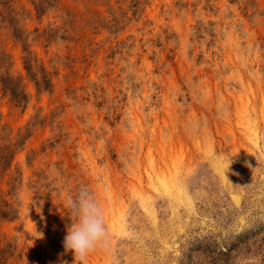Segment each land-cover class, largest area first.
Returning a JSON list of instances; mask_svg holds the SVG:
<instances>
[{"label": "rangeland", "instance_id": "1", "mask_svg": "<svg viewBox=\"0 0 264 264\" xmlns=\"http://www.w3.org/2000/svg\"><path fill=\"white\" fill-rule=\"evenodd\" d=\"M81 185L85 264H264V0H0V264H75Z\"/></svg>", "mask_w": 264, "mask_h": 264}, {"label": "clouds", "instance_id": "2", "mask_svg": "<svg viewBox=\"0 0 264 264\" xmlns=\"http://www.w3.org/2000/svg\"><path fill=\"white\" fill-rule=\"evenodd\" d=\"M221 163L228 168L230 161ZM65 208L71 224L63 239L64 250L72 252L75 264H85L90 253L108 247L104 207L87 185H81L75 196H67Z\"/></svg>", "mask_w": 264, "mask_h": 264}, {"label": "trees", "instance_id": "3", "mask_svg": "<svg viewBox=\"0 0 264 264\" xmlns=\"http://www.w3.org/2000/svg\"><path fill=\"white\" fill-rule=\"evenodd\" d=\"M9 216V213H5V215H3V211L1 213L0 211V218H7Z\"/></svg>", "mask_w": 264, "mask_h": 264}]
</instances>
